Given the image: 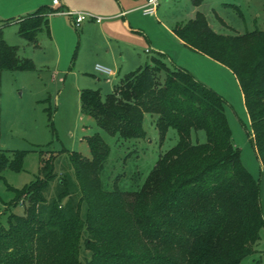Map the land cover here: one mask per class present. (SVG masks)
Instances as JSON below:
<instances>
[{"label":"trees","instance_id":"16d2710c","mask_svg":"<svg viewBox=\"0 0 264 264\" xmlns=\"http://www.w3.org/2000/svg\"><path fill=\"white\" fill-rule=\"evenodd\" d=\"M204 1L189 0L194 7ZM60 10L43 5L19 18L18 36L36 48L37 34L49 35V18ZM173 32L234 75L264 175V28L219 34L197 12ZM1 71L30 72L34 65L0 42ZM79 107L99 129L124 140L144 139L143 121L150 114L159 140L173 129L177 143L138 191L121 192L102 186L99 171L109 148L100 134L84 137L90 158L67 153L77 199L67 179L55 173L56 155L44 158L40 152L36 178L11 203H21L23 214L9 213L0 224V264H241L255 254L264 231L259 184L241 164L215 91L158 53L122 76L104 98L99 90H81ZM197 132L205 142L192 143ZM23 155L14 152L8 161L0 153V171H19ZM81 246L88 253L84 261Z\"/></svg>","mask_w":264,"mask_h":264},{"label":"rangeland","instance_id":"374dc122","mask_svg":"<svg viewBox=\"0 0 264 264\" xmlns=\"http://www.w3.org/2000/svg\"><path fill=\"white\" fill-rule=\"evenodd\" d=\"M30 1L32 0H0V42L15 47L20 58H28L34 65V71L30 72H0V153L8 161L12 160L14 152L24 154L19 171L8 168L0 171L1 225H4L9 213L16 216L23 214L21 203H11L15 200L16 191L36 178L40 167V152L44 158L56 155L55 173L58 177L64 176L67 179L73 198L77 199L78 191L67 153L77 152L90 158L84 137L100 134L109 148V155L99 171L102 186L107 191L117 188L121 192L138 191L159 157L177 143V134L173 129L167 131L162 142L159 140L155 117L150 114H145L143 121L146 137L131 140L121 139L117 135L111 136L99 129L92 118L81 115L78 92L83 89L99 90L104 98L122 77L125 67L122 66L121 69L120 66H113L111 69L118 72L115 77L106 78L105 75L96 73L93 69L96 65H103V56L96 57L92 52V39H83L81 28L74 26L71 17L60 13L51 18V37L41 31L36 36L40 47L32 49L17 34L13 17L18 15L8 14V9L13 4L15 7L18 5L20 10ZM42 1H45L42 2L43 5H48L47 1L51 0ZM69 1L77 6L82 3V0ZM90 2L97 4L98 0ZM220 2L231 3L239 11L229 7L221 8ZM263 2L264 0H206L200 10L214 29H221V26L213 10L230 27L244 33L255 28H264ZM190 9L188 0H161L159 7L164 17L172 16L175 12L185 16ZM133 16L137 23L144 25L143 30L148 34H155L157 27L152 16H143L141 12ZM156 17L160 22L163 21L160 14ZM135 36L141 41L139 47L143 66L155 54H145L143 50L148 48L145 38L139 34ZM100 46L105 47L104 43ZM105 52L101 55H105ZM208 74L217 83L215 88H210L223 100L225 117L233 143L240 152L241 164L259 184L260 204L264 205V176L261 175L260 165L249 138V120L239 86L229 71L208 68ZM191 141L193 144L205 142L204 133H193ZM55 184V181L50 184L47 200L52 198ZM260 241L255 250L264 254V231ZM87 256L88 253L81 246L80 259L84 261ZM241 264H264V255H251Z\"/></svg>","mask_w":264,"mask_h":264},{"label":"crops","instance_id":"0c3cea01","mask_svg":"<svg viewBox=\"0 0 264 264\" xmlns=\"http://www.w3.org/2000/svg\"><path fill=\"white\" fill-rule=\"evenodd\" d=\"M117 3H114L113 0H98L97 4H93L90 0H82V3L77 6L72 1L69 0H58V5H53V0L47 1L49 8L51 9H65V10H77L80 12H86L89 14H93L96 17L102 18L100 23L95 22L93 19H87L80 25L81 36L84 39H88L89 37L92 39L93 43V54L96 57H101L102 66L111 70V76H117L118 72L112 70L111 68L114 66L120 68L122 66L125 67L123 75L136 70L137 68L142 67L141 62V49L139 47L140 39L135 36L136 34L142 35L145 38L146 44L148 48H145L143 52L145 54H162L165 58V61L174 67L181 68L189 72L197 81L201 82L207 87L215 88L216 82L212 79L211 75L208 74V68H213L217 70L223 71H231L219 64L218 62L210 59L209 57L202 55L200 53L194 52L187 48L174 34L173 30L176 25L184 24L190 19L194 18L197 12L203 13L200 10L202 4L200 6L194 7L191 5V9L188 11L185 16L177 15V12L172 16H166L160 13V1L155 8L154 14L145 15L142 13L141 8L146 4L147 0H117ZM45 1L42 0H32L29 4L23 6V9L19 10V7H13L8 9V14L13 17L14 20H18L19 18L31 14L38 7L43 6ZM168 2V1H167ZM108 4V5H107ZM221 8H232L237 12V7L228 2H220ZM18 9L19 11H12ZM137 12H141L143 16H152L155 20L156 31L154 35L148 34L145 30H143L144 25L137 23L134 18V14ZM213 13L217 16V21L219 22L221 29H214L208 20L209 26L211 29L219 34H231V33H239L236 29L230 27L223 19H221L217 13L213 10ZM240 13V12H239ZM57 15V13H55ZM49 18V38L50 35V21L52 16ZM161 16L162 22L158 20L157 15ZM12 18V20H13ZM228 32V33H225ZM241 34V33H239ZM37 47L31 48L37 49L40 47L38 45L37 37H36ZM104 43L105 47L100 46V44ZM102 47V48H101ZM104 49V50H103ZM105 52V55H101L102 52ZM148 51V52H146ZM117 58H119V63L117 64ZM146 63V62H145ZM135 68V69H134ZM122 69V68H121ZM96 73L95 67L93 69ZM119 70V69H118ZM232 74V73H231ZM233 75V74H232ZM234 76V75H233ZM121 78V77H120ZM235 78V77H234ZM97 80H99L97 78ZM236 80V79H235ZM237 82V81H236ZM114 86V85H113ZM113 89V87H112ZM111 89V91H112ZM81 91V90H80ZM79 91V92H80ZM110 91V92H111ZM78 92V93H79ZM260 165V164H259ZM261 171V167H260ZM262 175V174H261ZM264 176V175H262ZM262 216L264 217V205H261ZM261 241H259L260 243ZM263 252L260 250H256L254 255L259 257L263 256Z\"/></svg>","mask_w":264,"mask_h":264},{"label":"built area","instance_id":"2783aa9c","mask_svg":"<svg viewBox=\"0 0 264 264\" xmlns=\"http://www.w3.org/2000/svg\"><path fill=\"white\" fill-rule=\"evenodd\" d=\"M159 0H147L146 4L141 8V11L143 14H154L155 8L158 5ZM53 5H58V0H53ZM60 14L68 15L71 17L72 22L75 27H80V25L87 19H93L95 22L100 23L102 21V18L96 17L92 14L86 13V12H80V11H69V10H60ZM148 52V51H146ZM95 70L102 75L105 76H111L112 72L110 69L103 67L101 65H96Z\"/></svg>","mask_w":264,"mask_h":264}]
</instances>
